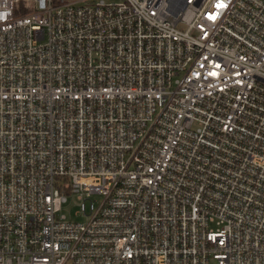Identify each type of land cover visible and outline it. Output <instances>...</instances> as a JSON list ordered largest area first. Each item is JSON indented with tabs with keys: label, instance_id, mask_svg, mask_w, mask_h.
I'll list each match as a JSON object with an SVG mask.
<instances>
[{
	"label": "built area",
	"instance_id": "2783aa9c",
	"mask_svg": "<svg viewBox=\"0 0 264 264\" xmlns=\"http://www.w3.org/2000/svg\"><path fill=\"white\" fill-rule=\"evenodd\" d=\"M211 261L264 264V0H0V264Z\"/></svg>",
	"mask_w": 264,
	"mask_h": 264
},
{
	"label": "rangeland",
	"instance_id": "374dc122",
	"mask_svg": "<svg viewBox=\"0 0 264 264\" xmlns=\"http://www.w3.org/2000/svg\"><path fill=\"white\" fill-rule=\"evenodd\" d=\"M106 2H118L121 0H105ZM67 200L62 203L61 210L59 212L60 215H66L67 219L79 221V222H85L88 217H86L82 212H80V205L82 203V200L78 198L77 193H66ZM92 200L95 202V204L98 206L102 200L103 196L101 194H94L92 196ZM87 203H90V200L87 201ZM70 264V263H67ZM211 264H216V261H211Z\"/></svg>",
	"mask_w": 264,
	"mask_h": 264
}]
</instances>
